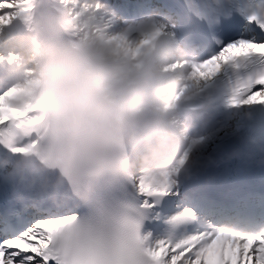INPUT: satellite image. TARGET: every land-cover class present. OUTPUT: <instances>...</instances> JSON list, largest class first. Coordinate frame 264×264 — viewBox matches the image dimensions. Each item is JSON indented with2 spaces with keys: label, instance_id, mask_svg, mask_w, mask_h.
Instances as JSON below:
<instances>
[{
  "label": "clouds",
  "instance_id": "1",
  "mask_svg": "<svg viewBox=\"0 0 264 264\" xmlns=\"http://www.w3.org/2000/svg\"><path fill=\"white\" fill-rule=\"evenodd\" d=\"M98 5L52 0L49 17L39 18L30 0L26 13L0 25V85L24 88L20 99L38 118L34 146L0 154V180L17 198L55 200L77 185L95 190L102 177L178 182L216 162L198 151L211 136L207 118L198 128L183 107L188 65L198 58L191 33L159 13L113 31ZM153 22L162 30L138 46ZM122 36L135 54L119 46Z\"/></svg>",
  "mask_w": 264,
  "mask_h": 264
},
{
  "label": "snow or ice",
  "instance_id": "2",
  "mask_svg": "<svg viewBox=\"0 0 264 264\" xmlns=\"http://www.w3.org/2000/svg\"><path fill=\"white\" fill-rule=\"evenodd\" d=\"M29 2L0 0V25L26 13ZM232 3L244 19L243 28L189 63L184 90L210 79L223 65L255 60L261 66L236 81L228 102L234 107L264 104V0ZM219 4L210 0L196 14L211 17ZM153 23V32L138 46L162 30ZM119 46L135 54L123 36ZM25 94L22 87L0 85V154L26 152L36 144L38 118L31 115V104L20 99ZM125 181L123 188L106 193L77 185L73 195L48 200L17 198L8 191L9 182L0 180L5 185L0 189V264H264V207L178 204L166 217L163 235L141 234L150 212L159 219L161 198L180 195L178 182L167 174Z\"/></svg>",
  "mask_w": 264,
  "mask_h": 264
},
{
  "label": "bare ground",
  "instance_id": "3",
  "mask_svg": "<svg viewBox=\"0 0 264 264\" xmlns=\"http://www.w3.org/2000/svg\"><path fill=\"white\" fill-rule=\"evenodd\" d=\"M52 2V0H50V3ZM33 3H34V5H35V3H36V0H33ZM104 8V10H105V17L108 19V16L110 15L111 17H113L114 15H112L113 14V12H111L110 10H109V8H106V7H103ZM113 19V18H112ZM108 20H110V19H108ZM140 22H138V23H135V24H132L130 27H132V28H135L138 24H139ZM110 27H111V29L114 31V29H116V27H115V24H114V22L112 21V22H110ZM173 29V28H172ZM174 30V29H173ZM135 33H133V35H134ZM220 72H221V70L218 72V73H216V74H220ZM215 74V75H216ZM197 86V85H196ZM196 86H194L192 89H191V92L192 91H194V90H196L197 88H196ZM258 104V103H257ZM257 104H250V105H242V106H237V107H235L234 109V113H235V117H237V116H240V115H243L244 113H246V110L247 109H249V108H252V107H254L255 105H257ZM233 118L232 120H231V122L228 124V125H222V126H220V129L218 130V131H216L215 133H212V135L210 136V138L209 139H207L206 141H204L203 143H202V145L199 147V149H198V151H200L201 153H204V154H207L209 151H211L210 149L212 148V145H215V143L218 141V139H219V135L222 133V132H224V133H226V132H228V131H233L234 129H236V128H238V127H240L241 126V124H242V121H239L237 118ZM177 190H178V192H179V182L177 183ZM175 197H178V196H175ZM180 205V206H183L182 205V203H181V201H178L177 202V205ZM177 209H176V207H175V210L174 211H176ZM173 211V212H174ZM172 214V212L171 213H169V214H167V215H165L162 219H165L166 220V217L167 216H169V215H171ZM166 223V222H165ZM167 229H168V225H167V223H166V225H165V227L163 228V229H161L160 230V234H159V236L160 235H163L166 231H167Z\"/></svg>",
  "mask_w": 264,
  "mask_h": 264
}]
</instances>
